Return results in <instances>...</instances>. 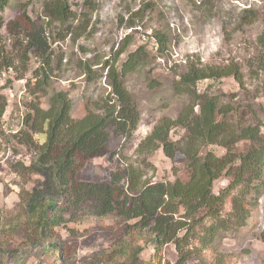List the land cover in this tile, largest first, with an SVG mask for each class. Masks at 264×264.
<instances>
[{"label":"rangeland","instance_id":"rangeland-1","mask_svg":"<svg viewBox=\"0 0 264 264\" xmlns=\"http://www.w3.org/2000/svg\"><path fill=\"white\" fill-rule=\"evenodd\" d=\"M60 1L66 2L68 18L64 21L50 16L52 0H12L3 13L0 104L5 99L6 106L0 120V264H122L123 251H129L131 245L142 246L139 259L148 261L154 250L145 236L151 231L140 218L127 219L118 210L98 213L89 202L68 205L66 198L59 196L56 182L43 174L44 168L37 163L46 133L31 130L26 114L34 105L47 109L51 95L60 90L68 94L74 118L96 111V103L102 99L114 102L110 66L120 68L131 52L138 51L143 64L123 80L141 112L139 125L131 139L110 129L107 152L85 161L78 176L109 181L117 168L138 165L145 157L149 165L142 164L144 179L187 182L191 171L182 154L170 159L160 147L144 156L138 154V146L163 118L177 119L189 104L199 110L202 101L194 104L174 86L190 66L240 67L243 82L231 74L199 80L193 87L201 97L218 95L221 103L235 109L234 118L229 120L259 124L264 135V69L257 61L264 55L258 41L264 30V0ZM25 21L42 30L47 41L43 58L51 55L50 66L29 47L31 30H26ZM156 33L164 38L163 46ZM185 134L180 127L170 132L174 140ZM24 135L33 145L23 141ZM246 143L239 141L235 151H244ZM203 151L218 156L227 152L219 144ZM262 176L260 191L250 196L252 216L240 229H220L211 236L207 229L217 217L201 209L188 218L186 210L179 208L175 219L187 223L179 236L189 229L181 241V248L189 255L185 264H264V165ZM230 178L223 174L215 179L213 192L226 191ZM123 184H127L125 180ZM50 187L60 203L59 223L40 237L34 235L23 196ZM229 190L230 195L217 207L219 217L231 211V197L237 189ZM53 245L60 249L59 256L50 257L48 249L53 251ZM120 248L123 255L114 252ZM179 255L176 244L168 243L163 248V264H176Z\"/></svg>","mask_w":264,"mask_h":264},{"label":"trees","instance_id":"trees-1","mask_svg":"<svg viewBox=\"0 0 264 264\" xmlns=\"http://www.w3.org/2000/svg\"><path fill=\"white\" fill-rule=\"evenodd\" d=\"M11 1L0 0V28L5 24L3 13L10 7ZM65 4L66 2L60 0H52L50 16L66 20L68 15ZM23 25L26 30H31L29 47L36 56L44 60V64L50 66L51 55L43 58L47 41L42 30L27 21ZM159 35L156 37L163 46L165 40ZM258 41L264 49V30ZM257 61L259 68L264 69V55L258 57ZM143 62V56L135 51L129 54L120 68L110 66L108 78L114 102H111V98L102 99V103H96V111L89 110L82 118H74L70 114L72 105L68 94L60 90L51 95L47 109L34 105L32 112L26 114V121L30 123L31 130L46 133V142L39 147L37 163L44 168L43 174L51 176L56 182L59 196L66 198V204L89 202L102 214L118 210L127 219L140 218V222L150 228L151 232L145 236V241L154 250L150 259L140 260L139 254L143 247L131 245L129 251H123L125 258L122 264H163V248L171 242L176 244L180 254L176 264H185L189 255L181 248V241L189 233V229L186 235L179 236V231L186 229L187 223L182 218L175 219V214L182 207L188 218L196 216L201 209L214 215L217 219L207 229L211 236L220 229L235 230L245 226L254 210L250 196L257 194L263 184L264 135L259 124L246 125L242 120L237 123L229 120V117L234 118L235 109L231 104L221 103L218 95L205 94L201 97L193 87L199 80L231 74L236 80L243 82L240 67L190 66L174 86L179 93L192 98L194 104L202 101L199 110L196 112L194 105L189 104L183 108L177 119L163 118L137 149L138 154L146 156L162 147L170 159H174L177 153L182 154L191 171L190 179L187 182L180 179L158 183L148 181L144 179L145 172L142 167V164L149 165L145 157L138 165L129 163L125 167L117 168L112 172L109 181L94 182L79 178L78 174L85 161L107 152L110 129L126 139H131L137 129L141 112L123 77ZM5 106L4 99L0 104V120ZM173 127L183 128L186 134L174 140L170 135ZM241 140L247 142L245 150L237 153L235 146ZM23 141L33 145L27 135H24ZM212 144L222 145L227 152L218 156L212 151H203ZM223 174L231 177L230 186L221 194H215L212 190L213 181ZM122 180L127 184L122 185ZM229 189H237L231 197V211L226 217H219L217 207L230 195ZM51 192L52 189L36 190L23 196L34 235L39 234L40 237L45 236L59 223L57 211L60 203ZM138 232V235L141 234L140 230ZM204 239L205 237L202 240ZM53 248V251L48 249L50 257L60 252L56 246L53 245ZM115 251L123 255L121 248Z\"/></svg>","mask_w":264,"mask_h":264}]
</instances>
